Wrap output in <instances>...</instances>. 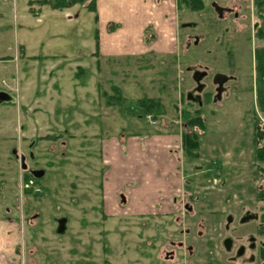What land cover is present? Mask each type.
<instances>
[{"label": "rangeland", "instance_id": "obj_1", "mask_svg": "<svg viewBox=\"0 0 264 264\" xmlns=\"http://www.w3.org/2000/svg\"><path fill=\"white\" fill-rule=\"evenodd\" d=\"M202 1L195 11L177 3L174 50L168 36L164 54L152 26L137 32L150 53L130 57V17L120 28L108 24L118 42L97 63L85 5L66 17L44 6L36 17L41 5L33 1L0 0V91L11 97L0 101V223L15 219L21 235L11 264H158L155 225L175 219L204 223L188 264H250L254 253L232 261L221 241L229 236L245 248L262 241L251 136L254 117L264 124L254 70L264 41L255 38L253 0ZM211 3L237 19L218 18ZM161 28L170 35L169 20ZM79 70L92 76L73 77ZM218 75L227 78L219 99ZM143 99L161 107L145 115ZM198 117L203 127L190 126ZM185 134L198 141L196 157L183 150ZM144 160L152 171H143ZM170 178L178 192L168 190ZM246 215L252 219L230 220Z\"/></svg>", "mask_w": 264, "mask_h": 264}, {"label": "crops", "instance_id": "obj_2", "mask_svg": "<svg viewBox=\"0 0 264 264\" xmlns=\"http://www.w3.org/2000/svg\"><path fill=\"white\" fill-rule=\"evenodd\" d=\"M26 1L28 3L29 1H38V0H26ZM176 5H177V0H96L95 12L92 13V15H93V24L94 27H96L95 28L96 32L94 33L97 37V43L95 44V48L97 49L94 50L91 54L95 56L96 58L95 60L97 61V63H99L98 60L100 58L106 59L109 57L107 54L109 51L108 48H111L114 42L117 43L118 38H116L114 35H111V33H109V31L107 30V25L115 22L119 26L118 28H120L123 26L121 22L122 21L121 19H123V17H130L129 20L130 25L127 28L129 35L125 36L126 38H128V41L125 42L135 48L133 54L130 55V57H137L141 55V52H146L145 54L150 53L151 49L150 48L147 49V47L143 45L142 35L140 36L137 35V32L140 33L143 29H146L147 27L150 26L154 28L153 43H154V48H156V51L164 54L165 51H163V48L166 45L165 39L168 36H170V40L172 43L171 48L172 50H174V38L178 26L175 20ZM34 6L38 7L37 5ZM43 7L44 6L38 7L39 11L38 12L33 11L34 12L33 15L36 17L38 15L40 16L41 9ZM73 8L76 7L73 6L65 10H53V9L51 10H53V12H58L59 14L66 17L68 16L67 15L68 11L74 10ZM23 17L24 16L22 15L21 18ZM94 17H96V20H94ZM66 20L71 21L72 19L71 20L66 19ZM167 20L170 21V29H171L170 35H166V33L161 28V26L164 25L165 22H167ZM100 29L102 30L101 39L98 37V31H100ZM100 50L102 52L101 56H100ZM75 68L77 69L78 67ZM97 68H102V67H97ZM75 72H73V77L75 76V74L78 73L77 71ZM78 75L84 77L92 76V74L87 73L86 70L80 71ZM75 78L77 77L75 76ZM151 140L152 139L146 142H150ZM139 144L143 145L142 140L139 141ZM126 147L127 148L124 149L125 151H127V149H130L129 144ZM143 149L145 151L146 150L148 151L147 146L143 147ZM142 152L143 150H139V153L142 154ZM154 158L156 159V155H154ZM148 160H144L146 163L145 166H143L144 167L143 171L146 173H148L146 170L152 171V169L149 168L148 166L149 165ZM164 164L167 165V162L164 161ZM159 167L160 165L159 166L157 165L155 169L157 170ZM169 168L170 165L167 168L168 170L167 174L169 172ZM140 173H142V171H139V174ZM171 180L172 178H170V184H168V190L170 191V193H172V191L173 193L175 191L178 192L180 190L178 186L179 184L178 181H176L175 179L173 181ZM155 181L157 182L156 183L157 185L162 183V181H158L157 179ZM167 182H169V180ZM163 203H164L163 207L165 208L170 205L168 200L166 199H164ZM138 208L141 207L138 206ZM6 221L7 223H0V264H11L13 262L12 261L13 259L18 258L16 251L18 250L21 241L20 239L21 235L19 232L20 228L17 226L15 219H6Z\"/></svg>", "mask_w": 264, "mask_h": 264}, {"label": "trees", "instance_id": "obj_3", "mask_svg": "<svg viewBox=\"0 0 264 264\" xmlns=\"http://www.w3.org/2000/svg\"><path fill=\"white\" fill-rule=\"evenodd\" d=\"M95 1L96 0H38L31 3L29 2L28 4L48 6L53 10H63L76 5H85V8L88 12L94 13ZM178 2L185 4L193 11L201 10L204 4L202 0H177V3ZM253 6L257 16V24L255 25V38L259 41H264V0H253ZM94 20H96V17H94ZM96 49L97 48H95V50ZM254 64L256 104L258 112H260V114L264 117V46L256 48L254 53ZM75 76L78 79H81V75H78V73L75 74ZM140 107L142 112L146 115L150 114L154 110L158 111L161 105L154 99H143L140 102ZM254 119V128L251 136V143L253 147V179L261 183L257 187L255 200L257 202H264V124L259 122L257 117H254ZM189 125L203 127L199 117L190 121ZM181 144L186 154L196 157L193 152L198 150V141L194 136L187 134L181 136ZM260 223H264V214L260 217ZM258 234L259 236H264V224L259 226ZM262 255L263 254L261 251V256Z\"/></svg>", "mask_w": 264, "mask_h": 264}, {"label": "flooded vegetation", "instance_id": "obj_4", "mask_svg": "<svg viewBox=\"0 0 264 264\" xmlns=\"http://www.w3.org/2000/svg\"><path fill=\"white\" fill-rule=\"evenodd\" d=\"M239 1L243 2L245 0H239ZM211 7L214 9V3H211ZM214 12H215V9H214ZM216 14L218 18H222L223 15L225 14H230V15L232 14L235 19H237L238 17L237 12L233 11L232 9H227V8L223 9L221 16L218 15V13ZM196 74L197 73H195L194 75ZM195 84H196L195 86L196 91L201 93L204 90L203 86L196 82ZM218 88L219 87L215 88L216 91L218 90ZM221 90H222V87H221ZM186 97L187 99H190L191 101L197 100L196 97H193L189 93L186 95ZM8 98L10 101L11 97H8V96L6 97V95L1 94V91H0V101H3V100L6 101L8 100ZM173 203L174 204L176 203V199L173 200ZM183 210L185 212L190 211V207L188 206L187 203L183 205ZM229 219L230 218H228V220ZM251 219H252L251 216L246 215L244 217L241 216L237 220L235 217L231 218L230 220L231 222L238 221V223H243L245 221H250ZM203 224L204 223H200L197 221L195 223L194 222L185 223V220L175 219L171 221H164V222L161 221V223H158L157 225H155L154 232L155 234L158 233V236L156 238L157 240L160 241L158 243V249H157L158 264H170L173 262H175V264H183V263L188 264L190 258H192L194 254H196L195 251L198 249V246H196V241H199L203 238V231L201 230V228L204 227ZM261 224H264V223H260V225ZM164 234H165V237H164ZM261 237H262L261 238L262 241L260 244L259 242H257V239H256L254 240L255 242L250 243L247 248H245L243 245H239L236 247L234 240L229 236H225L224 239L221 241V244L226 254L228 255L234 254V257L231 258L232 261L242 258L246 254L247 249H248V251H250L251 253H254L252 254L253 256L250 257V264H253V262L258 264L259 261L262 264H264V236H261ZM209 248L211 249L212 247L210 246ZM261 251L263 254L262 255L263 258L261 256Z\"/></svg>", "mask_w": 264, "mask_h": 264}, {"label": "water", "instance_id": "obj_5", "mask_svg": "<svg viewBox=\"0 0 264 264\" xmlns=\"http://www.w3.org/2000/svg\"><path fill=\"white\" fill-rule=\"evenodd\" d=\"M214 9H215L216 13H218V15L221 16L222 9H220L219 7H217L215 5H214ZM200 77H201V74L197 73L196 75L193 76V80L196 83H199ZM226 80H227V78L224 76H221V75L215 76L213 79V83L219 87L217 90V99L220 98V94L222 92L221 87L226 82ZM24 161H25L24 157H21L20 162H21V169L22 170L26 169V165H25ZM31 174L34 178H40L44 175V172L43 171H34Z\"/></svg>", "mask_w": 264, "mask_h": 264}, {"label": "bare ground", "instance_id": "obj_6", "mask_svg": "<svg viewBox=\"0 0 264 264\" xmlns=\"http://www.w3.org/2000/svg\"><path fill=\"white\" fill-rule=\"evenodd\" d=\"M214 5H215V4H214ZM215 6H217V5H215ZM217 7H218V6H217ZM219 8H220V7H219ZM220 9H222V8H220ZM215 12H216V11H215ZM222 12H223V9H222ZM222 12H221V13H222Z\"/></svg>", "mask_w": 264, "mask_h": 264}]
</instances>
